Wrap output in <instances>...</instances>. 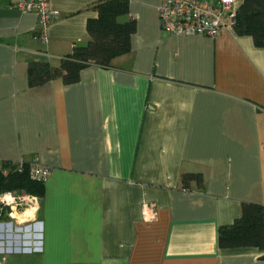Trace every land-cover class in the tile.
Returning a JSON list of instances; mask_svg holds the SVG:
<instances>
[{
	"label": "crops",
	"instance_id": "crops-1",
	"mask_svg": "<svg viewBox=\"0 0 264 264\" xmlns=\"http://www.w3.org/2000/svg\"><path fill=\"white\" fill-rule=\"evenodd\" d=\"M14 1L0 0V162L37 159L50 174L40 198L24 193L15 231L0 220L3 264H264L256 247L217 246L242 202L264 205V48L227 28L169 34L163 0H129L127 53L74 84L29 87V63L57 67L87 42L99 0H48L44 27ZM187 173L201 185H183Z\"/></svg>",
	"mask_w": 264,
	"mask_h": 264
},
{
	"label": "trees",
	"instance_id": "trees-1",
	"mask_svg": "<svg viewBox=\"0 0 264 264\" xmlns=\"http://www.w3.org/2000/svg\"><path fill=\"white\" fill-rule=\"evenodd\" d=\"M93 9L97 15L87 20V42L75 44L57 67L47 62L29 63V87L42 85L54 78H60L66 85L74 84L79 81L80 71L85 66L94 64L108 68L113 58L129 51L130 37L135 31L134 19L124 18L128 16L129 0H99ZM231 30L236 35L250 36L256 47L264 48V0H241L235 8ZM17 162H0V193L14 191L40 198L43 195L42 183L30 178L29 164L22 161L18 168ZM193 180L201 185V174L181 175L183 185ZM3 217L4 212H0V220ZM217 246L256 247L264 251V205L242 202L239 217L230 225L218 228Z\"/></svg>",
	"mask_w": 264,
	"mask_h": 264
},
{
	"label": "built area",
	"instance_id": "built-area-1",
	"mask_svg": "<svg viewBox=\"0 0 264 264\" xmlns=\"http://www.w3.org/2000/svg\"><path fill=\"white\" fill-rule=\"evenodd\" d=\"M237 0H163L157 7L160 27L172 35H203L216 36L222 29H231L234 22ZM14 8L20 13H34L38 23L44 27L52 18L53 13L48 0H15ZM45 41V36L40 35ZM21 167L22 161L16 163ZM28 173L32 180L43 183L49 176L50 170L37 159L28 165ZM25 196V197H24ZM33 197L17 194L14 191L0 193V212L6 213L13 219L18 207L30 205ZM156 208L152 204L141 207L142 219L150 222L156 219ZM1 261V260H0ZM2 264V262H0Z\"/></svg>",
	"mask_w": 264,
	"mask_h": 264
},
{
	"label": "rangeland",
	"instance_id": "rangeland-1",
	"mask_svg": "<svg viewBox=\"0 0 264 264\" xmlns=\"http://www.w3.org/2000/svg\"><path fill=\"white\" fill-rule=\"evenodd\" d=\"M17 194L21 195V194H24V193H17ZM25 207H26V205L22 204L20 207H18V211H19V208L22 210ZM3 220H5V221H13V226L12 227H13L14 231H15L14 227L16 226V224H18L17 222L20 221V219L17 218V214H14V218L11 219V218L8 217V215H6V213H5V217H3ZM19 226L20 225H18L17 227H19ZM18 230L21 232L20 228ZM9 233H12L11 229L9 230ZM4 252L6 254H8L7 249H4ZM0 260H1L0 262H2V264H3L4 263L3 261L5 259L4 258H2V259L0 258ZM34 260L35 259H33L32 257H28L27 255L26 256H20V255L18 256V255L12 254V255H9L8 264H13L14 262H15L14 264H32L34 262Z\"/></svg>",
	"mask_w": 264,
	"mask_h": 264
},
{
	"label": "bare ground",
	"instance_id": "bare-ground-1",
	"mask_svg": "<svg viewBox=\"0 0 264 264\" xmlns=\"http://www.w3.org/2000/svg\"><path fill=\"white\" fill-rule=\"evenodd\" d=\"M30 210V209H29ZM26 213H27V211H26ZM32 213V212H31ZM28 214V213H27Z\"/></svg>",
	"mask_w": 264,
	"mask_h": 264
}]
</instances>
